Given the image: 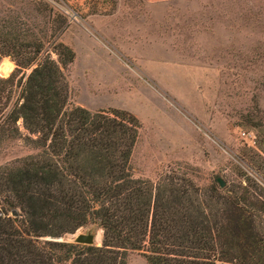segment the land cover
I'll list each match as a JSON object with an SVG mask.
<instances>
[{
  "label": "trees",
  "instance_id": "16d2710c",
  "mask_svg": "<svg viewBox=\"0 0 264 264\" xmlns=\"http://www.w3.org/2000/svg\"><path fill=\"white\" fill-rule=\"evenodd\" d=\"M28 2L35 13L0 10V57L14 63L0 76V152L28 149L0 162V264H127L132 250L147 264H264V157L247 154L257 175L238 167L222 187L179 162L136 175L138 118L67 105V18ZM87 225L100 244L54 239Z\"/></svg>",
  "mask_w": 264,
  "mask_h": 264
},
{
  "label": "rangeland",
  "instance_id": "374dc122",
  "mask_svg": "<svg viewBox=\"0 0 264 264\" xmlns=\"http://www.w3.org/2000/svg\"><path fill=\"white\" fill-rule=\"evenodd\" d=\"M28 1L0 0V10L35 13ZM44 1L67 18L59 35L74 52L67 105L138 118L129 158L136 175L153 179L176 162L197 167L199 181L218 174L227 182L238 167L257 175L247 154L264 157V0ZM0 60L5 76L14 63ZM1 150L0 162L28 149L14 139ZM87 227L100 244L95 225L75 231ZM126 263L147 264L137 250Z\"/></svg>",
  "mask_w": 264,
  "mask_h": 264
},
{
  "label": "water",
  "instance_id": "95a60500",
  "mask_svg": "<svg viewBox=\"0 0 264 264\" xmlns=\"http://www.w3.org/2000/svg\"><path fill=\"white\" fill-rule=\"evenodd\" d=\"M215 180L219 187H222L225 183L224 180L221 178V176H219L218 174L215 175ZM10 212L12 214H15L16 211L15 209H12ZM94 237H95V232H92L91 227H87L85 231H73L69 240H66V241L76 242V243H85V244H94ZM54 239L62 240L61 237H55Z\"/></svg>",
  "mask_w": 264,
  "mask_h": 264
},
{
  "label": "bare ground",
  "instance_id": "6f19581e",
  "mask_svg": "<svg viewBox=\"0 0 264 264\" xmlns=\"http://www.w3.org/2000/svg\"><path fill=\"white\" fill-rule=\"evenodd\" d=\"M11 68V64L9 61H5L2 65V71L8 72Z\"/></svg>",
  "mask_w": 264,
  "mask_h": 264
},
{
  "label": "built area",
  "instance_id": "2783aa9c",
  "mask_svg": "<svg viewBox=\"0 0 264 264\" xmlns=\"http://www.w3.org/2000/svg\"><path fill=\"white\" fill-rule=\"evenodd\" d=\"M241 133H242V135H243L244 137H246L247 132L242 131Z\"/></svg>",
  "mask_w": 264,
  "mask_h": 264
},
{
  "label": "crops",
  "instance_id": "0c3cea01",
  "mask_svg": "<svg viewBox=\"0 0 264 264\" xmlns=\"http://www.w3.org/2000/svg\"><path fill=\"white\" fill-rule=\"evenodd\" d=\"M147 1H160V0H147Z\"/></svg>",
  "mask_w": 264,
  "mask_h": 264
}]
</instances>
